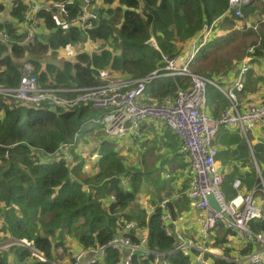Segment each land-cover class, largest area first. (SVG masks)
<instances>
[{
    "label": "trees",
    "instance_id": "obj_1",
    "mask_svg": "<svg viewBox=\"0 0 264 264\" xmlns=\"http://www.w3.org/2000/svg\"><path fill=\"white\" fill-rule=\"evenodd\" d=\"M258 1L254 0L243 8L241 23L244 25L251 13L262 18L256 26H245L240 32L236 30L239 20L227 16L229 0H102L105 8H98L99 22L86 34L74 27L63 28L55 13L60 7L67 17H75L81 11V0H42L49 10L40 13L43 29L37 33L35 46L25 44L27 34L19 32L28 6L21 3L18 9L6 10L5 5L0 4V15L8 12V19L0 20V38L5 32L10 38L7 45H0V89L18 87L26 62L34 65L43 87H97L101 85L98 71L104 69L115 72L118 77L137 80L163 67L162 55L186 56L189 45L201 33L204 23L217 22L213 40L198 51L191 71L215 81L224 90L226 84L222 81L230 79L237 63L243 61L249 49H254L255 60L264 61V16L261 15L264 2L258 6ZM46 32L47 38L44 36ZM41 36L46 38L45 41ZM152 37L160 51L148 44ZM87 40L100 43L103 50L93 55L78 52L74 61L62 65L52 63L46 68L35 60L47 54L57 59L61 51L77 48L79 43ZM234 77L238 78L237 73ZM189 85L187 79H156L147 86L148 101L164 103ZM255 91H258L257 84L248 74L245 91L240 97L246 98V93ZM227 101L223 92L209 86V109L217 114L223 110L221 106L228 104ZM97 117L98 111L88 107L52 112L28 107L0 94V243L13 239L26 245L12 246L1 255L0 264H15V257L16 264H51L61 260L59 249L66 257L76 246L97 248L105 245L130 222L137 223L139 228L148 227L152 250L167 252L176 246V240L165 233L160 219L162 211L157 205L171 197V188L179 179L178 171H183L181 160L184 158L177 153L178 142L170 131L161 135V141L157 139L155 124L160 123L142 124V132L147 134L142 138L147 147L139 156L137 166L125 163L115 150V143L109 142L116 140L109 139L104 140L92 155L99 158L94 166L90 164L94 170L90 175H85L88 161L85 163L78 154L77 145L69 151L73 157L71 163L46 161L51 159L49 155L58 152L61 145L72 144L77 135L93 134L96 124L92 129L86 127ZM97 125L104 129L102 124ZM219 136L220 133L217 139ZM160 144L169 148L174 144L176 147L172 152L176 151V155L167 151L163 153ZM243 146L248 148L245 141ZM253 151L256 160L264 157V145ZM228 176L227 181L234 190L235 176ZM126 179H130L129 191L122 185V180ZM258 182L255 178V184ZM247 183L249 188L253 184L250 180ZM183 185L181 197L170 204L174 215L189 209V201L184 196L189 180ZM145 188L149 207H156L150 217L148 208L136 206L129 210ZM112 195L117 199L116 204L110 203ZM252 227L264 233V218L252 222ZM67 235L73 236L78 244L68 246ZM228 235L229 232L221 226L214 245L224 246ZM117 259L118 255L110 252L106 264H115ZM170 260L172 264H188L189 261L181 253L173 255ZM214 264L224 263L216 261Z\"/></svg>",
    "mask_w": 264,
    "mask_h": 264
},
{
    "label": "built area",
    "instance_id": "obj_2",
    "mask_svg": "<svg viewBox=\"0 0 264 264\" xmlns=\"http://www.w3.org/2000/svg\"><path fill=\"white\" fill-rule=\"evenodd\" d=\"M252 1L229 0L227 16H234L239 20L237 31L243 29V8ZM41 2L42 0H8L10 9H18L21 3L28 6L29 10L19 25V32L25 31L27 34L25 44L35 46L42 24L40 13L49 10V6ZM93 2L94 0H82L81 11L75 17H67L64 9L58 7L56 11L60 12V25L65 29L74 27L88 34L98 24L97 16L90 10ZM216 26L217 22L204 23L201 33L189 45L186 56L181 58L162 55L163 67L137 80H119L115 72L104 69L98 71L101 85L97 87H43L35 74L34 65L26 62L18 87L0 89V94L34 109L73 110L88 107L102 111L99 118L90 122L102 124L109 140L122 137H134L137 140L142 136L143 123H160L181 141L188 158L190 186L184 195L189 201V209L181 214L172 213L170 204H174L180 197L177 193L157 205V209L162 211L160 219L166 235L176 240L177 244L173 249L167 252L152 250L148 227L139 228L137 223L130 222L121 227V233L114 235L105 245L74 249L66 257L63 256V250L59 249L61 260L51 264H106L110 252L118 255L115 264H172L170 259L177 253L189 260L188 264H214L216 261L224 264H264V233L257 232L252 227V222L264 218V207H259L256 202L258 192L264 195L261 169L255 161L259 182L248 191L245 179L236 178L232 185L236 196L228 201L222 191L224 171L217 164L219 152L216 145L222 129L240 131L249 145V132L253 135L264 132V100L250 104L243 110L238 106L237 100V93L244 91L245 78L253 70L254 49H249L248 55L243 59L238 78H233L232 86V81L229 83L232 87L230 90H223L215 81L191 71L198 51L212 41ZM9 42L8 33H3L0 45H7ZM88 45H94V48L89 50ZM99 45L100 43L93 44L87 40L79 43L77 48L82 53L93 55L103 50L97 48ZM153 47L158 49L156 42ZM162 77L187 79L190 85L178 90L173 100L146 103L143 99L147 86ZM262 77L264 79V75ZM209 86L223 92L230 102L229 108L219 118L210 117L207 111ZM78 137L79 135L75 137L72 144L61 145L58 152L53 156L49 155L51 159L47 158L46 161L58 163L64 160L71 163L69 151L78 145ZM122 185L129 191L128 180L122 181ZM116 202V197L111 196L110 203ZM155 212L156 207H150L149 217ZM221 226L229 235L224 246H215L217 230ZM12 246L26 245L13 239L3 241L0 243V257Z\"/></svg>",
    "mask_w": 264,
    "mask_h": 264
},
{
    "label": "crops",
    "instance_id": "obj_3",
    "mask_svg": "<svg viewBox=\"0 0 264 264\" xmlns=\"http://www.w3.org/2000/svg\"><path fill=\"white\" fill-rule=\"evenodd\" d=\"M99 6H101V2H99V5L95 6V8L96 7L99 8ZM4 13H2L0 15V20L3 19L4 21H6L8 19V13H5V14ZM55 13H56V15L60 16V12L58 10ZM261 15L264 16V12ZM258 17L259 16L255 15V14H251L245 20V24L244 25L242 24V27L247 26L248 28H252L253 26H256L257 23L261 19V18H258ZM41 29H43V28L41 27L40 30ZM93 44H97V43H93ZM87 48L89 50H91V48H94V45H88ZM97 48H102L101 44ZM75 49H77V50L75 51ZM74 52L78 53L80 51H79L78 48H73L72 50L68 49V51L66 52V54H68L70 56L69 61H74L75 60V59L73 60V58L76 55V54H74ZM80 53H82V52H80ZM241 64H242V61L237 63V65L235 67V72L232 73V76H231L232 78L230 77V79H225L224 81H222V83L226 84L224 90H227V89L230 90L232 88L231 86L233 85V81H234L233 78L236 75V73L239 76L238 73L240 72ZM252 69L253 70L249 73V75H252L253 79L255 80V83L257 84V87H258V91L246 93L245 96H248L246 98L245 97H240L241 93H237L238 106L242 110L245 109L250 104H253V103H256L258 101L264 100V84H263V81L261 80V79H263L262 76L264 75V61L260 62L259 60H255V58H254V60L252 62ZM256 72H257V74H256ZM126 80H130V79L128 78ZM259 80H260V82H259ZM231 81H232V84L230 86L229 83H231ZM259 86H260V90H259ZM251 88L254 90V85ZM244 91H245V89H244ZM173 99H170V100H173ZM143 100L145 102H148L149 97L147 96V94L145 95ZM227 102H228V104H225V106L223 105V106L220 107L223 110H220L219 112H217V114H215L214 110L209 109V106L207 105V111H208V114L210 115V117L219 118L222 115V113L224 112V110H227L229 108L230 102H229V100ZM215 116H217V117H215ZM159 126L164 127V129H160L159 127L155 126L156 129H157V132H158L157 139L159 141H161L162 140V138H160L161 135H163L167 131L169 132L170 130L164 125H159ZM143 134L147 135V134H145V131L142 132V136H143ZM259 134H255L254 133V135H253V133H252V137L255 138L260 143V145H264V132L261 131V132H259ZM237 137L240 138V142L235 141V139H237ZM249 139H250V136H249ZM243 141H245V143L247 144V147H248L247 149L244 148ZM249 141L251 142V139ZM145 143L146 142H145L144 139H143V141H139L138 142V145L136 146L137 156L138 157L146 152L144 149H145V147H147V144H145ZM216 145H217V149H218V152H219L218 157H217V164L224 171V179L228 175L235 176V179L236 178L245 179L244 182H245V185H246V188H247V191H248L249 190V186H248L247 181L250 180L248 175H251L252 173L250 172V170H251L250 168H248V167H247L248 169L246 168V163H250L251 164L252 163L251 157H252L254 164H255V161H256L257 164L259 165V163L256 160L255 155H254L253 146L251 144L249 145V143L247 142L246 138L241 134L240 131H238V130H226V129H222L220 131V136L218 138V141H217ZM176 146L174 144H172L171 148H169L170 146L169 147L166 146L167 147L166 148L165 146L162 147V145L160 144V147L162 148V150L163 151L166 150L168 152V154H170L172 156H175L176 155V151L178 150L177 153L181 154V156H183V158H184V161H182L179 158L181 160V162L183 163L184 167H183V171H178L179 179H178V181L176 183L173 184V186L171 188L172 194H171V197H169V198H172L176 193L181 197V193L183 192L182 190H183V187H184V185H183L184 181L189 180V186H190L191 171H190V165H189V162H188V158L186 156V153L184 151V148L182 146L181 141ZM175 147H176V151L172 152ZM249 151H250L251 157H250ZM247 153H248V155H247ZM137 165H139V163H137ZM251 167L254 168V170H255V166L254 167L251 166ZM259 167H260V165H259ZM261 173H262V171H261ZM255 174H256L255 178H257L256 171H255ZM187 175H188V178L185 179V177ZM262 177H263V175H262ZM127 180L130 181V179H126V180H122V181H127ZM167 190H170V188L168 187ZM187 190H185V192ZM243 192H246V191L243 189ZM149 208L150 207H148V209ZM74 248L75 249H79L78 246H76ZM58 254H59V252H58Z\"/></svg>",
    "mask_w": 264,
    "mask_h": 264
},
{
    "label": "rangeland",
    "instance_id": "obj_4",
    "mask_svg": "<svg viewBox=\"0 0 264 264\" xmlns=\"http://www.w3.org/2000/svg\"><path fill=\"white\" fill-rule=\"evenodd\" d=\"M99 2H101V8H105L104 5L102 4V0H96V3L99 5ZM264 0H259L257 2V5L260 6L261 3H263ZM3 3L5 5H8V0H0V4ZM5 13H8L7 11H5ZM4 13V14H5ZM262 12L259 11V14H261ZM252 14V13H251ZM256 15V14H255ZM247 18V17H246ZM258 18H262V17H258ZM244 29H242L241 31H243ZM240 31V32H241ZM47 32L46 34H44V36L47 38ZM46 38H43L41 36V39L45 41ZM156 42V41H155ZM155 42L153 40V38H151V40L149 41V44L151 46L155 45ZM157 44V42H156ZM158 46V45H157ZM69 50H72L73 48H68ZM68 49L61 51L60 53H58V55L56 56L57 59H55V57H53L50 54H47L45 57L41 58V59H35L36 62L38 63H42L43 67H47L48 64H52V63H56L58 65H62L64 64V62L69 61L70 56L68 54H66V52L68 51ZM77 49H75L76 51ZM77 53V52H76ZM74 52V54H76ZM73 58V57H72ZM34 59V58H33ZM75 59V57L73 58V60ZM197 75V74H196ZM124 79H128V77H119V80H124ZM189 82V81H188ZM146 103H151V102H146ZM102 111H98V117L99 118L102 115ZM160 124H155V126L159 127L160 129H164V127L159 126ZM94 126V124H88L87 125V129H92ZM95 132L97 133H101V135L95 136L97 133H93V134H88L86 136H83L82 134L79 135V137L77 138V142L76 144H78L76 147V151L78 152V154H80L84 159H85V163L86 161H88V164H85V168L84 170H86L85 175H90L92 172L94 173V170L92 168H90V164L94 166V164L97 162V159L99 158L98 156H92L95 155L96 153V149L100 146V143L103 142L104 140L108 141L106 135L104 134V129L103 127L99 126V125H95ZM172 133V132H171ZM251 139V145L253 146V149L258 148V146L260 145V143L252 137V132L248 133ZM178 143L180 142L178 140V138L176 137ZM139 141H143L142 137L138 138L137 140H135L134 137H129L127 138H118L116 141H109V142H113L116 145L115 150L118 151V153L121 154L123 161H125V163H127L129 166H137V163L139 161V157L137 156V150H136V146L138 145ZM218 141V139H217ZM235 141L240 142V138L237 137V139H235ZM178 145V144H177ZM163 151V150H162ZM166 152L163 151V153ZM250 154V151H249ZM251 157V154H250ZM71 158H73L71 156ZM182 159V158H180ZM251 161L252 163H246V168H250V172L252 173L251 175H248L250 182L253 183L252 186L249 188H254L255 186V170L254 168H252L251 166L254 167V162L253 159L251 157ZM258 163L260 165L261 171L264 175V157L259 158ZM247 168V169H248ZM188 178V175L185 177V179ZM227 179H229V176H226V182L223 184L222 186V191L226 194L227 196V200L230 201L231 199H233L236 196V192L234 190L231 189L229 182L227 181ZM127 182V181H124ZM114 196V195H112ZM256 202L258 204L259 207H264V195L261 192H258L256 195ZM149 202L146 200V188L144 190H142V192L139 194L138 199L136 201V203L134 205L130 206L129 210H134L136 206L139 207H143V208H148L149 207ZM129 213V211L127 212ZM67 240L66 243L68 246H76L75 244H78L76 239L73 238V236H66ZM53 239V238H52ZM75 249V248H72ZM36 251V250H35ZM61 251V250H58ZM64 253V251H63ZM38 256H40L38 254ZM13 262L16 264L17 263V258H13Z\"/></svg>",
    "mask_w": 264,
    "mask_h": 264
},
{
    "label": "clouds",
    "instance_id": "obj_5",
    "mask_svg": "<svg viewBox=\"0 0 264 264\" xmlns=\"http://www.w3.org/2000/svg\"><path fill=\"white\" fill-rule=\"evenodd\" d=\"M95 3H96V0H94V2H93V5H92V7L90 8V10L91 11H93V9H98L97 7L95 8ZM1 4H3V3H1ZM9 4V3H8ZM3 5H5V4H3ZM81 6H83L82 5V0H81ZM5 7H6V10H8V5H5ZM82 8V7H81ZM100 12V11H99ZM93 13V12H92ZM95 15V14H94ZM99 15V14H98ZM98 15H96L97 16V18H98V22H99V17H98ZM154 38V37H153ZM155 39V38H154ZM213 40V39H212ZM149 44V43H148ZM150 45V44H149ZM157 45V44H156ZM158 47V46H157ZM156 50H159V48L158 49H156ZM160 51V50H159Z\"/></svg>",
    "mask_w": 264,
    "mask_h": 264
},
{
    "label": "water",
    "instance_id": "obj_6",
    "mask_svg": "<svg viewBox=\"0 0 264 264\" xmlns=\"http://www.w3.org/2000/svg\"><path fill=\"white\" fill-rule=\"evenodd\" d=\"M92 12H93V14L98 15V14H99V9H93ZM51 111H52V112H57V109H56V108H52ZM211 203H212L213 205H215V203H214L213 200H211Z\"/></svg>",
    "mask_w": 264,
    "mask_h": 264
}]
</instances>
